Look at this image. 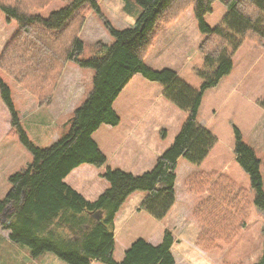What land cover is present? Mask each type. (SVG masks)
<instances>
[{
    "label": "trees",
    "instance_id": "16d2710c",
    "mask_svg": "<svg viewBox=\"0 0 264 264\" xmlns=\"http://www.w3.org/2000/svg\"><path fill=\"white\" fill-rule=\"evenodd\" d=\"M55 0H0V10L8 21L17 23V31L2 47L0 70L30 92L39 105L52 101L54 89L67 63L93 71L92 89L75 108L68 133L48 148L35 146L23 132L10 96L9 87L0 78V99L10 113L8 136L17 135L32 156L28 168L9 177L10 189L0 200V215L12 210L3 223L10 240L30 250L32 257L52 253L66 264H175L172 253L174 236L164 229L159 243L142 238L124 252L120 262L113 258L114 219L121 206L135 191L146 193L140 209L155 220H162L176 203V166L180 157L192 164L201 163L217 139L201 124L197 115L206 90L218 85L232 69V55L250 42L264 50V0H135L141 9L133 27L117 30L105 25L112 43L101 55L82 59L84 44L78 35L86 17L98 12L99 0H59L63 7L47 18L32 14ZM219 1L226 14L219 24L209 26L205 17ZM192 8L198 32L204 36L199 49L205 70H197L202 79L197 90L167 68L155 70L145 59L160 32L174 24ZM159 84L163 97L187 114L172 144L150 171L133 175L120 169H106L103 178L109 187L96 200L88 201L64 182L77 167L95 168L107 159L93 134L103 125L115 127L120 118L113 104L122 89L135 76ZM264 110V99L260 102ZM234 155L248 175L250 191L240 187L223 172H199L188 176L184 185L190 195L201 200L191 210L198 227L196 245L203 251L217 242L229 245L245 227L251 207L264 211V155L259 160L254 150L234 128ZM101 212L95 219L90 213ZM252 264H264L262 258Z\"/></svg>",
    "mask_w": 264,
    "mask_h": 264
},
{
    "label": "rangeland",
    "instance_id": "374dc122",
    "mask_svg": "<svg viewBox=\"0 0 264 264\" xmlns=\"http://www.w3.org/2000/svg\"><path fill=\"white\" fill-rule=\"evenodd\" d=\"M29 4L30 0H26L24 8L27 9ZM63 5V2L55 0L52 3H46L40 10L32 11V14L47 18L51 12L60 9ZM140 13L141 9L135 0H99L98 12L92 11L86 17L78 35L79 40L84 44L81 58L98 57L101 55L102 48L112 43L113 40L105 25L110 23L117 30L133 27ZM225 14L226 8L216 1L212 5V12L206 15L205 22L209 26H215L220 23ZM194 25L197 29L193 10L189 8L174 24L160 32L145 61L159 70L167 68L178 71L177 69L181 66L180 74L183 81L198 90L202 79L196 75V71L205 70L200 46L193 51L197 42H188L187 46L181 45L187 40L182 34H189L191 26L194 30ZM17 29V23L8 21L0 10V52ZM198 35L201 38L199 44L201 45L204 36L199 32ZM189 39L194 38L190 36ZM174 46L182 47L179 53ZM187 56L189 58L185 61ZM92 77V70L81 69L71 62L67 63L54 89L52 101L48 105H39L30 92L0 70V78L10 89L13 107L23 132L35 146L43 149L55 142L54 137L58 139L68 133L75 108L83 103L92 89ZM137 78L141 77L137 76ZM139 79L132 78L116 101V110L121 116L118 125L110 130L102 126L93 135L94 141L107 159L105 165L101 168L88 164L81 165L64 179L66 184L88 201L96 200L109 187L103 178L108 168L120 169L133 175L150 171L157 157L170 147L186 120L187 114L169 101L167 102L163 97V91L162 95L160 93L159 98H156L155 91H161V86L151 87L148 83L150 81L147 82L142 78L150 87L147 94H141L139 97L140 91L137 92L132 87L138 86ZM66 89L68 90L67 100L61 98L59 103L58 98ZM263 99L264 50L246 41L233 53L230 73L225 75L216 87L204 92L198 110V122L217 139L215 145L205 159L197 165L183 157L178 159L174 185L178 202L162 220H155L140 209L146 196L145 192L135 191L128 197L119 210L120 215L117 220L114 219L113 258L116 262L122 260L125 250L135 240L157 237L162 235L164 229L171 231L175 238L172 245L175 264H252L262 258L264 211L255 206L251 207L245 227L229 245L217 242L212 249L201 250L195 243L198 227L190 216L192 208L200 202L201 197L190 195L184 181L188 176L199 172H223L240 187L250 191L249 177L235 160L234 128L238 129L242 140L254 150L256 158L262 159L263 162L264 110L260 106ZM132 100L140 103L136 107H142V105L149 107L148 111L139 108L130 110L131 105L135 104ZM63 111L67 112L63 113ZM1 117L2 125H4V117ZM137 120H140L142 124L136 122ZM2 138H0V200L10 189L9 177L27 169L32 162V156L20 143L17 135ZM132 145L135 147L132 148ZM260 172L264 191L262 164ZM250 199L253 201L251 191ZM10 210L12 209L4 210L1 220L8 217L12 212ZM1 220L2 231L3 223L7 219ZM23 254L24 252L21 251V255ZM48 256L54 258L59 264H66L52 253H48ZM44 258V263L50 262V259ZM0 264H6V262L0 261ZM93 264L102 263L94 262Z\"/></svg>",
    "mask_w": 264,
    "mask_h": 264
},
{
    "label": "crops",
    "instance_id": "0c3cea01",
    "mask_svg": "<svg viewBox=\"0 0 264 264\" xmlns=\"http://www.w3.org/2000/svg\"><path fill=\"white\" fill-rule=\"evenodd\" d=\"M193 26V25H192ZM191 26V28H190V31H189V34H182V36H185L186 38H187V40H185L184 42H182L181 43V45H185L186 43H188V42H197L196 43V45H195V47H194V50L193 51H196L197 50V48H198V46H200L199 44H200V41H201V38L199 37V35H198V31H197V29H196V26L194 25V30H192V27ZM167 29V28H166ZM165 29V30H166ZM165 30H163V31H165ZM192 30V31H191ZM187 35H189L188 37H187ZM190 36H192V38H194V39H189L190 38ZM176 41V40H175ZM185 46H187V44L185 45ZM178 47V48H177ZM174 48H175V50H176V52H180V50H181V48L182 47H180V46H174ZM177 48V49H176ZM153 49V48H152ZM151 49V50H152ZM151 52V51H150ZM150 52H149V54H150ZM149 54H148V56H149ZM189 57L187 56L186 58H185V61L188 59ZM146 62V65H148L149 67H151V68H153V69H155V67H154V65H152L151 63H149L148 61H145ZM165 68V67H164ZM180 68H181V66H180ZM177 69L178 71H175V69H174V71L176 72V74H178L177 76L181 79V80H183V78H182V76H181V74H180V70L181 69ZM155 70H159V69H155ZM173 70V69H172ZM137 76H139V77H141L140 79L139 78H137ZM134 78H136V79H139V81H138V86L136 87V85H134V86H132L133 87V90H137V92L138 91H140V93H139V97H140V95L141 94H147V92H148V90H149V85L147 84V82H148V80H146V79H144L141 75H139V74H137V75H135L134 77H133V79ZM146 80L147 82H145L144 80ZM132 80V79H131ZM130 80V81H131ZM130 81L128 82V84L122 89V91L120 92V94H119V96L122 94V92L127 88V86L129 85V83H130ZM151 82V81H150ZM148 82L150 85H151V87L153 86V85H158L159 87H160V85L159 84H157V83H155V82ZM152 83H155V84H152ZM156 90V89H155ZM162 91H163V89L161 88V91H158V90H156L155 92H157V96H156V98H159V96H160V93H161V95H162ZM119 96L117 97V99L119 98ZM67 97H68V90L66 89L64 92H63V95L61 96V97H59L58 98V102L60 103V99L62 98V100H67ZM117 99L115 100V102H114V104H113V110L116 112V114L119 116V118H120V121H121V116H120V114L118 113V111L116 110V101H117ZM132 102L133 103H135V104H132L131 105V107H130V110H132V111H134V110H136V108L138 109H141V110H144V111H148V109H149V107H144L143 105H142V107H136L137 105H140V103H137V102H134L133 100H132ZM168 102V101H167ZM170 103V102H169ZM140 110V111H141ZM144 111H143V113H144ZM64 112H67V111H63V113ZM1 116H3L4 117V121L6 122H4V125H2V121H3V119H2V117ZM6 117H8V119L6 118ZM10 113H9V111L3 106V104H2V101H1V99H0V138H2V136H3V138L5 137V136H8L7 135V133H8V131L10 130ZM140 120H137L136 122H138V123H140L139 122ZM140 124H142V123H140ZM103 126H106V128L107 129H111L112 127L111 126H108V125H103ZM102 127V126H101ZM100 129V128H99ZM98 129V130H99ZM94 135V134H93ZM2 138V139H3ZM57 139H56V137H54V141H56ZM98 145V144H97ZM98 147H99V145H98ZM132 148L133 147H135L134 145H132L131 146ZM99 149H100V147H99ZM101 150V149H100ZM102 151V150H101ZM175 198H176V202H178V194L177 193H175ZM120 210V209H119ZM120 215V212L118 211V213L116 214V217H115V221L117 220V218H118V216ZM2 221V220H1ZM2 224V223H1ZM114 224H115V222H114ZM9 235H10V231H6V229H4V230H2L1 231V229H0V261H4V262H6V264H59V262H55V260H54V258H50V256H48V253H45V254H42V255H40V256H37V257H32L31 256V253H30V250L28 249V248H26L25 246H23V245H17V244H15V243H13L11 240H10V238H9ZM149 243H151V244H153V245H155V244H157V243H159L160 242V240H161V235H159V236H157V237H149V239H146ZM28 251H26L25 249ZM174 248V247H173ZM173 248H172V250H173ZM21 251L22 252H24V254L23 255H21ZM172 253H173V251H172ZM44 257H47L48 259H50V262H47V263H44L45 262V258ZM175 259V258H174ZM175 263H176V259H175Z\"/></svg>",
    "mask_w": 264,
    "mask_h": 264
},
{
    "label": "water",
    "instance_id": "95a60500",
    "mask_svg": "<svg viewBox=\"0 0 264 264\" xmlns=\"http://www.w3.org/2000/svg\"><path fill=\"white\" fill-rule=\"evenodd\" d=\"M95 219H99L101 217V212H96V213H90Z\"/></svg>",
    "mask_w": 264,
    "mask_h": 264
},
{
    "label": "flooded vegetation",
    "instance_id": "af4514ba",
    "mask_svg": "<svg viewBox=\"0 0 264 264\" xmlns=\"http://www.w3.org/2000/svg\"><path fill=\"white\" fill-rule=\"evenodd\" d=\"M10 212H11V211H10ZM1 217H3V215H0V220H1ZM4 220H6V218H5V219H4V218L2 219V221H4Z\"/></svg>",
    "mask_w": 264,
    "mask_h": 264
}]
</instances>
